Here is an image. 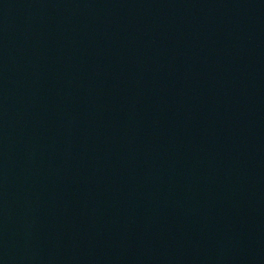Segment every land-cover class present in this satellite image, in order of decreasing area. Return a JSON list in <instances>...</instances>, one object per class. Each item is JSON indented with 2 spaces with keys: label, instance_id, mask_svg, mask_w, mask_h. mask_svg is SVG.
<instances>
[{
  "label": "water",
  "instance_id": "1",
  "mask_svg": "<svg viewBox=\"0 0 264 264\" xmlns=\"http://www.w3.org/2000/svg\"><path fill=\"white\" fill-rule=\"evenodd\" d=\"M0 264H264V0H0Z\"/></svg>",
  "mask_w": 264,
  "mask_h": 264
}]
</instances>
